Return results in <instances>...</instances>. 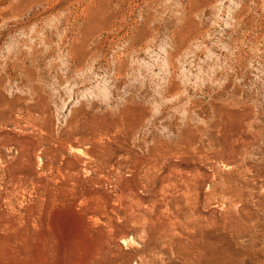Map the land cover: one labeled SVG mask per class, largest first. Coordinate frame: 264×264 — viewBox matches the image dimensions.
Masks as SVG:
<instances>
[{
  "label": "rangeland",
  "instance_id": "obj_1",
  "mask_svg": "<svg viewBox=\"0 0 264 264\" xmlns=\"http://www.w3.org/2000/svg\"><path fill=\"white\" fill-rule=\"evenodd\" d=\"M0 264H264V0H0Z\"/></svg>",
  "mask_w": 264,
  "mask_h": 264
}]
</instances>
